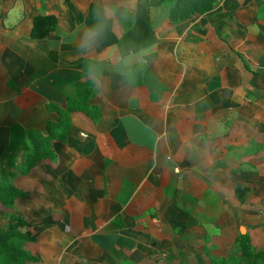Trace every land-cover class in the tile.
<instances>
[{
  "label": "crops",
  "instance_id": "1",
  "mask_svg": "<svg viewBox=\"0 0 264 264\" xmlns=\"http://www.w3.org/2000/svg\"><path fill=\"white\" fill-rule=\"evenodd\" d=\"M105 2L0 0V163L29 195L11 212L30 224L37 241L25 249L36 246L32 255L41 259L25 264H154L153 249L172 247L168 227L188 223L183 187L196 193L192 177L207 176V163L225 158L221 147L231 142L228 125L244 86L263 87L255 82L264 77L243 71L240 52L263 45L256 39L264 25L257 30L247 20L264 15V0H221L208 15L177 23L171 5L152 7L156 42L145 61L127 80L106 71L96 87L88 65L98 57L109 63L118 46L84 55L78 45L91 5ZM131 3L137 14L138 0ZM112 32L121 39L126 30L117 21ZM88 81L98 119L72 104L78 84ZM54 106L70 109L69 127H52L55 157L22 174L33 138L60 119ZM13 126L24 142L9 166Z\"/></svg>",
  "mask_w": 264,
  "mask_h": 264
},
{
  "label": "rangeland",
  "instance_id": "2",
  "mask_svg": "<svg viewBox=\"0 0 264 264\" xmlns=\"http://www.w3.org/2000/svg\"><path fill=\"white\" fill-rule=\"evenodd\" d=\"M249 21L261 30L264 15ZM256 41L262 42V47L241 49L244 72L246 61L251 69L264 73V33ZM255 55L257 63L251 64ZM255 84L263 87L245 85L246 90L237 101L239 110L233 113L232 124L228 122L231 142L221 147L225 158L207 163V176L200 172L192 177L197 181L192 180L199 189L196 193L188 192L186 185L183 187L181 201L184 214L189 215L184 222L188 223L185 227H168L167 236L173 248L165 252L153 249L154 264H166V260L182 264H248L240 245L242 237L249 238L253 253L264 251V79ZM8 213L12 212L0 205V228L7 227ZM26 249L30 254L37 252L36 246Z\"/></svg>",
  "mask_w": 264,
  "mask_h": 264
},
{
  "label": "trees",
  "instance_id": "3",
  "mask_svg": "<svg viewBox=\"0 0 264 264\" xmlns=\"http://www.w3.org/2000/svg\"><path fill=\"white\" fill-rule=\"evenodd\" d=\"M67 2L70 0H66ZM221 0H138L139 8L137 14L130 20L121 23L126 30L125 35L118 39L112 32V27L106 35V38L101 46L107 48L113 45L118 47H144L148 48L155 44L156 36L150 21V10L152 7L159 4L171 5L170 21L177 23L190 18L194 15L206 16L211 13ZM97 5L92 4L90 12L86 20L87 26H91L96 22L95 10ZM246 37V33L244 34ZM245 69L255 76L264 77V74H259L249 68L246 61H243ZM91 82L79 83L76 91V99L72 100L73 107L78 112H83L87 116L98 119L101 117L99 108L90 105V98L92 94ZM54 110L59 113L60 119L58 123H50L48 126V135H39L33 138V151L26 155L25 166L21 167L22 174L27 175L39 162L46 159L49 155L55 157L53 151V140L56 137L52 127L56 126L57 129L69 127L68 113L70 109L62 110L58 106H54ZM66 125V126H64ZM56 129V130H57ZM16 126H13V135L11 144L4 154L6 157V164L15 166L17 163L16 152L19 147L17 146L19 140L24 142L21 136L19 139L16 134L23 135V131L19 132ZM33 133L30 134L31 138ZM57 138V137H56ZM25 149V144L23 145ZM23 149V150H24ZM13 154V156H12ZM16 158V159H15ZM4 161L0 163V167H4ZM0 169V205L9 211L15 209V204L18 199H27L29 195L23 190L15 187L10 183L11 178ZM8 225L6 228H0V264H25L26 262L41 263V259L33 256L26 249L27 243L34 244L37 241V235L30 232V224L21 216L13 213H8ZM249 238L242 237L240 245L243 252V257L248 261V264L262 263L264 264V251L253 253L249 248ZM130 264V263H126ZM186 264V263H183Z\"/></svg>",
  "mask_w": 264,
  "mask_h": 264
},
{
  "label": "clouds",
  "instance_id": "4",
  "mask_svg": "<svg viewBox=\"0 0 264 264\" xmlns=\"http://www.w3.org/2000/svg\"><path fill=\"white\" fill-rule=\"evenodd\" d=\"M136 14L131 0H115L97 6L95 10L96 22L83 29L79 41V50L84 55H90L103 44L107 33L119 20L121 23L130 21ZM148 55L144 47H117L109 57L110 62L105 63L102 58H97L88 65L86 78L96 87L105 82L106 71L117 74L126 80L134 75L133 65L141 64Z\"/></svg>",
  "mask_w": 264,
  "mask_h": 264
}]
</instances>
